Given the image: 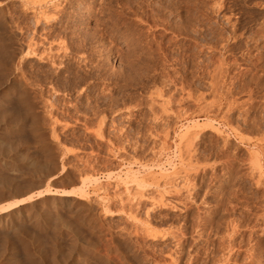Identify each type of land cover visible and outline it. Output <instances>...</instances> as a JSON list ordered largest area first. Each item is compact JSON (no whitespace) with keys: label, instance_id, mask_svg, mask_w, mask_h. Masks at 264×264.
<instances>
[{"label":"rangeland","instance_id":"rangeland-1","mask_svg":"<svg viewBox=\"0 0 264 264\" xmlns=\"http://www.w3.org/2000/svg\"><path fill=\"white\" fill-rule=\"evenodd\" d=\"M71 1L0 0V201L29 229L0 227V264H219L206 217L261 194L223 113L264 103V0Z\"/></svg>","mask_w":264,"mask_h":264},{"label":"bare ground","instance_id":"bare-ground-1","mask_svg":"<svg viewBox=\"0 0 264 264\" xmlns=\"http://www.w3.org/2000/svg\"><path fill=\"white\" fill-rule=\"evenodd\" d=\"M49 1V0H48ZM52 1V0H51ZM57 1V0H56ZM67 1V0H66ZM71 1V0H70ZM81 1V0H80ZM60 3V2H59ZM71 5H75V4H78V1L77 0H72L71 2ZM219 3V2H218ZM55 4V3H54ZM220 4V3H219ZM56 5V4H55ZM71 5H70V7H71ZM73 5V6H74ZM56 6H58V2H57V5ZM72 6V7H73ZM55 7V6H54ZM59 7V6H58ZM58 7H55V8H58ZM56 10V9H55ZM57 11V10H56ZM54 13V12H53ZM45 14V13H44ZM52 14V13H51ZM62 14V13H61ZM38 15V14H37ZM39 16V15H38ZM43 16H45V15H43ZM46 16H48V15H46ZM52 16V15H51ZM49 17V16H48ZM38 19V18H37ZM47 19V18H46ZM49 19H50V17H49ZM53 19V18H52ZM44 20V19H43ZM57 20V19H56ZM38 21V20H37ZM47 21V20H46ZM44 22V21H43ZM54 22V21H53ZM24 28V27H23ZM66 29V28H65ZM37 30V29H36ZM59 30V29H58ZM70 30V29H69ZM75 30V29H74ZM21 31V30H20ZM86 31V30H85ZM50 32V31H49ZM58 33V32H57ZM81 33V32H80ZM73 34H75V33H73ZM59 35V34H58ZM49 36H51V35H49ZM53 36H55V35H53ZM69 36V35H68ZM33 37V36H32ZM80 37V36H79ZM31 38V37H30ZM33 39V38H32ZM48 39V38H47ZM56 39V38H55ZM61 39H59V41H60ZM77 40V39H76ZM58 41V40H57ZM69 41V40H68ZM80 41V40H79ZM53 42V41H52ZM51 42V43H52ZM65 42V41H64ZM72 43V42H71ZM79 43V42H78ZM27 44V43H26ZM29 45V44H28ZM224 45V44H223ZM30 46H32V45H30ZM29 46V47H30ZM60 46V45H59ZM62 46V45H61ZM93 46V45H92ZM26 47V46H25ZM28 47V46H27ZM33 47V46H32ZM32 47H31V49H32ZM63 47V46H62ZM84 47V46H83ZM237 47V46H236ZM50 48V47H49ZM56 48V47H55ZM21 49V48H20ZM31 49L30 48H27L26 49V51L24 50V52H25V54L24 55H29L30 53L33 55V52L34 51H31ZM63 49V48H62ZM66 49V48H65ZM77 49V48H76ZM33 50V49H32ZM36 50V49H35ZM55 50V49H54ZM37 51V50H36ZM47 51V50H46ZM56 51V50H55ZM65 51V50H64ZM63 51V52H64ZM42 52V51H41ZM228 52V51H227ZM43 53V52H42ZM50 53V52H49ZM59 53V52H58ZM30 54V55H31ZM46 54V53H45ZM55 54V53H54ZM57 54V53H56ZM63 54V53H62ZM82 54V53H81ZM35 55H36V53H35ZM43 55V54H42ZM47 55V54H46ZM57 56V55H56ZM48 57V56H47ZM52 57V56H51ZM50 57V58H51ZM55 57V56H54ZM58 57V56H57ZM78 57V56H77ZM49 58V57H48ZM60 58V57H59ZM80 58V57H79ZM82 58V57H81ZM56 59V58H55ZM229 59V58H228ZM22 60V59H21ZM61 60V59H60ZM218 60V59H217ZM221 60V59H220ZM246 60V59H245ZM249 60V59H248ZM57 61H59V60H57ZM223 61V60H222ZM228 61V60H227ZM49 62V61H48ZM82 62V61H81ZM84 62V61H83ZM105 62V61H104ZM22 63V62H21ZM60 63V62H59ZM217 63H218V61H217ZM260 63V62H259ZM53 64V63H52ZM220 65V64H219ZM224 65V64H223ZM222 65V66H223ZM255 65H256V63H255ZM93 66V65H92ZM95 66H96V64H95ZM94 66V67H95ZM229 66V65H228ZM251 66H253V65H251ZM19 67V66H18ZM97 67V66H96ZM95 67V68H96ZM103 67V66H102ZM221 67V66H220ZM19 68H21V67H19ZM78 68V67H77ZM101 68V67H100ZM248 68V67H247ZM251 68V67H250ZM256 68V67H255ZM24 69H26V68H24ZM23 69V70H24ZM81 69V68H80ZM96 69H98V68H96ZM259 69V68H258ZM260 69H262V68H260ZM19 70V69H18ZM21 70V72H22V74H20V76L22 75V77H23V75L25 74V72H27V71H25L24 72V74H23V70L22 69H20ZM27 70V69H26ZM89 70V69H88ZM17 71V70H16ZM30 71V70H29ZM213 71V70H212ZM15 72V71H14ZM20 72V71H19ZM77 72V71H76ZM94 72V71H93ZM214 72V71H213ZM18 73V72H17ZM91 73V72H90ZM216 73V72H215ZM227 73V72H226ZM233 73V72H232ZM236 73V72H235ZM4 74V73H3ZM32 74V73H31ZM76 74V73H75ZM249 74V73H248ZM27 75V74H26ZM83 75V74H82ZM81 75V76H82ZM111 75V74H110ZM245 75V74H244ZM260 75V74H259ZM17 76V75H16ZM19 76V73H18V77H20ZM51 76V75H50ZM219 76H220V74H219ZM22 77H21V79H22ZM24 77H26L25 75H24ZM24 77H23V80H24V82L26 81L25 79L27 78H25L24 79ZM29 77V76H28ZM35 77V76H34ZM58 77V76H57ZM213 77V76H212ZM216 77V76H215ZM262 77V76H261ZM31 78V77H30ZM33 78V77H32ZM80 78H83V77H80ZM92 78V77H91ZM214 78V77H213ZM240 78V77H239ZM264 79V78H263ZM3 80V79H2ZM6 80V79H5ZM8 80V79H7ZM89 80V79H88ZM213 80V79H212ZM215 80V79H214ZM219 80V79H218ZM239 80V79H238ZM251 80H252V78H251ZM50 81V80H49ZM53 81V80H52ZM72 81H73V79H72ZM71 81V82H72ZM234 81V80H233ZM262 81V80H261ZM3 81H1V83H2ZM24 82H22V83H24ZM27 83L28 82H30L29 80H27L26 81ZM25 82V83H26ZM38 82V81H37ZM51 82V81H50ZM74 82V81H73ZM10 83H12V82H10ZM10 83H8V84H10ZM13 83H15V82H13ZM26 83V84H27ZM31 83H32V80H31ZM33 83H35V82H33ZM62 83V82H61ZM80 83V82H79ZM214 83H216V82H214ZM217 83H218V81H217ZM256 83V82H255ZM86 84V83H85ZM212 84V83H211ZM235 84V83H234ZM14 85V84H13ZM25 85V84H24ZM30 85V84H29ZM213 85V84H212ZM261 85V84H260ZM26 86V85H25ZM233 86V85H232ZM243 86V85H242ZM256 86V85H255ZM6 87L7 86H5V84H1L0 85V99L1 98H3L7 93V89H6ZM27 87V86H26ZM30 87V86H29ZM216 87V86H215ZM259 87V86H258ZM263 87V91H264V85L262 86ZM14 88V87H13ZM24 88V87H23ZM43 88V87H42ZM59 88V87H58ZM247 88V87H246ZM28 89V88H27ZM34 89V88H33ZM23 90V89H22ZM214 90H216V88L214 89ZM243 90V89H242ZM245 90V89H244ZM260 90V89H259ZM9 91H11V90H9ZM8 91V92H9ZM17 91V90H16ZM30 91V90H29ZM31 91H34V90H31ZM46 91V90H45ZM225 91V90H224ZM230 91V90H229ZM258 91V90H257ZM233 92V91H232ZM254 93H255V95H257L258 96V94L255 92V89H254V91H253ZM253 92H251V93H253ZM260 92V91H259ZM10 93V92H9ZM8 93V94H9ZM20 93V92H19ZM23 93V92H22ZM230 93V92H229ZM228 93V94H229ZM242 93V92H241ZM251 93H250V95H251ZM7 94V95H8ZM13 94V93H12ZM24 94V93H23ZM38 94V93H37ZM216 94V93H215ZM227 94V93H226ZM245 94H247V93H245ZM249 94V93H248ZM260 94V93H259ZM262 94V95H261ZM261 94H260V96H262V97H264L263 96V93L261 92ZM219 95V94H218ZM224 95V94H223ZM230 95V94H229ZM254 95V96H255ZM22 97H23V95H21ZM20 96V98L19 99H21L22 97ZM216 96V95H215ZM233 96V95H232ZM232 96H231V98H232ZM235 96H237V95H235ZM239 96V95H238ZM248 96V95H247ZM260 96H258V97H260ZM6 97V96H5ZM3 98L5 101H7L6 99L9 97V95H8V97L7 98ZM13 97V96H12ZM15 97V96H14ZM24 97H25V94H24ZM216 97H218V96H216ZM240 97V96H239ZM18 98V97H17ZM28 98V97H27ZM215 98V97H214ZM226 98V97H225ZM253 98V97H252ZM251 98V99H252ZM15 99V98H14ZM44 99V98H43ZM218 99H220V98H218ZM241 99V98H240ZM248 101L250 102L251 100H250V97L248 96ZM246 99V100H247ZM254 99H255V97H254ZM261 99V98H260ZM27 100V99H26ZM231 100V99H230ZM244 101H245V99H243ZM262 100H263V98H262ZM261 100V101H262ZM5 101H4V103H5ZM41 101H42V99H41ZM44 101V100H43ZM214 101H215V99H214ZM213 101V102H214ZM216 101H217V99H216ZM215 101V102H216ZM228 101H229V99H228ZM226 102L227 103V105H226V107H227V110H226V112H224L223 114H225L224 115V121H226L227 123H228V126H229V129L228 130H230V134H232L234 137H235V139H238V141H240V142H242V144H246L247 145V147H248V149H247V154H245V158H244V160L243 159H241V161H242V163L244 162V163H246V165L248 166V171L250 172H248L249 174H251V176L253 177L252 179H254V184L252 185V186H254L255 187V190H253V192L252 193H249V194H253L254 192H255V194L257 193V192H260L259 194H260V196L258 197V196H254V194L252 195V197L254 198V197H258V198H255L257 201L255 202V201H252L253 200V198H252V200H248L247 198H245V196L244 195H241V194H243L242 192V189L241 188H234V186H232L233 184L231 183L229 186V196H228V202H229V207H228V209L227 210H225L226 211V219L225 220H223L224 221V223H223V228L221 227V221H218V219L216 220V219H214L213 217H211L212 215H214V213L211 215H209L211 218H207L206 217V223H204V225H205V234L203 233V231L201 232V233H203V235L201 234V236H203V240H204V238L206 237L207 239H205V240H207V243H211V242H214V241H216V240H214V238H215V236H217L216 234L218 233V232H220V234L219 235H221V236H217V239H218V237H219V239H218V243L220 244V245H222L223 246V249H224V247L226 248V251H227V253H226V251H225V249L223 250V251H225L224 252V254L226 253V256L224 255V258H222V259H220L219 257H221V255L223 254H221L219 257H218V259L217 260H215L216 259V257L214 258L213 257V255H209L208 253H209V251L210 250H208V253L206 254L207 256L209 255V256H211L212 257V259L214 258V260H212V262L213 261H216V262H219V264H237V263H246V264H264V115H260V113H264V109H263V112H260L261 110H260V108H263L264 106H262L261 104L263 103H260V104H256L255 102H251V103H249L248 101V104H246V102H245V104L246 105H244V106H242L241 105V107L240 106H233V103L235 102V100H231V105H230V101L229 102ZM237 101H239V100H237ZM243 101V102H244ZM255 101V100H254ZM218 102V101H217ZM216 102V103H217ZM241 102V101H240ZM2 103V102H1ZM4 103H2V104H0V105H2L3 106V104ZM47 103V102H46ZM229 103V104H228ZM236 103H239V102H236ZM259 103V102H258ZM6 104V103H5ZM218 104V103H217ZM244 104V103H243ZM264 104V103H263ZM11 105V104H10ZM213 105V104H212ZM225 105V104H224ZM228 105H229V107H228ZM2 106H0V107H2ZM3 108H5V107H3ZM10 108V107H9ZM224 109V108H223ZM239 110L240 109V111H239V113H238V115H244V118H243V120H242V118H241V120H242V122H239L238 123V120H237V118H236V110ZM215 110V109H214ZM5 111V110H4ZM213 111V110H212ZM2 112H3V110H2ZM1 112V114H4L5 112H3L2 113ZM7 112H9V111H7ZM27 112V111H26ZM6 114V113H5ZM49 115V114H48ZM5 116V115H4ZM3 116V117H4ZM222 116V115H221ZM1 117H2V115H1ZM221 118V117H220ZM240 118V117H239ZM7 119V118H6ZM223 119V118H222ZM1 121H2V123L4 122L3 120L4 119H0ZM19 120H20V118H19ZM220 120V119H219ZM22 122H23V120H22ZM14 124V123H13ZM8 125V124H7ZM9 125H10V123H9ZM15 125V124H14ZM227 126V127H228ZM14 127V126H13ZM8 130V129H7ZM215 131H216V129H214ZM219 132V131H218ZM219 133H221V131L219 132ZM247 133H248V135L250 134V135H252V136H254V137H251V136H248L247 135ZM221 136V135H220ZM229 136V135H228ZM2 137V136H1ZM226 139V138H225ZM0 140L1 141H3L1 138H0ZM0 141V142H1ZM3 143H4V141H3ZM2 142H1V144L4 146V144H3ZM1 145V146H2ZM9 145V144H8ZM8 145L6 146V143H5V146H6V148L8 147ZM235 145V144H234ZM0 146V147H1ZM3 146L0 148V155H1V152L3 153L4 151V153H6L7 152V150L4 148L3 149ZM9 148V147H8ZM233 149V148H232ZM3 153V154H4ZM234 153V152H233ZM10 154V153H9ZM238 154V153H237ZM21 156V155H20ZM238 157V156H237ZM240 157V156H239ZM18 158V157H17ZM22 158V157H21ZM235 157H233L232 159H234ZM241 158V157H240ZM230 160V162H229V170H228V173H229V178H230V180H233L234 178H235V173H237L236 171H235V167H234V163H235V161L234 160ZM236 159V158H235ZM25 160V159H24ZM30 160V159H29ZM34 161V160H33ZM27 162H29L28 161V159H27ZM26 162V163H27ZM240 162V161H239ZM31 163H32V160H31ZM34 163V162H33ZM41 163V162H40ZM243 163V165L245 166V164ZM29 164H30V162H29ZM35 165V164H34ZM38 166H36V168H38L39 166H41V165H43V164H41V165H39V163L37 164ZM45 165V164H44ZM241 165V164H240ZM242 165V166H243ZM31 166H32V164H31ZM237 166H239V165H237ZM247 166H245V168L247 167ZM33 167V166H32ZM43 167V166H42ZM241 167V166H240ZM35 168V167H34ZM239 168V167H238ZM237 168V169H238ZM39 169V168H38ZM247 170V169H246ZM240 171V170H239ZM255 171V172H254ZM130 171H128V172H126V176L128 177L129 176V174H130V176H131V178H133V181L135 180V182L137 183L138 181V174H135V173H129ZM241 172V171H240ZM240 172H238V173H240ZM243 173H241V175H242ZM246 174V173H245ZM248 174V175H249ZM140 176V175H139ZM237 176V175H236ZM251 176H249V177H251ZM243 177V176H242ZM239 178H240V176H239ZM236 179V178H235ZM251 179V180H252ZM139 181H143V179L142 180H140L139 179ZM234 181V180H233ZM250 181V180H249ZM0 182H2V181H0ZM146 182V181H145ZM139 183V185H141L142 183H144V182H138ZM239 183V182H238ZM244 183V182H243ZM1 184H3V183H1ZM251 184V183H250ZM4 186V185H3ZM10 186V185H9ZM250 186V185H249ZM5 188H7V190H8V188H9V190H10V192L12 193V194H14L15 196L17 195V194H20L21 193V195H22V192H20V191H18V190H16V189H14V187L12 188V187H7L6 185L4 186ZM243 189H244V187H242ZM251 190H252V188H251ZM250 190V191H251ZM48 192V191H47ZM10 193V194H11ZM24 193V192H23ZM40 193H42V191L40 192ZM72 193H71V191H69V190H62L61 192H59L57 195H60V196H62V197H65V196H69V195H71ZM228 194V193H227ZM258 194V193H257ZM237 195H241V196H237ZM247 196V195H246ZM249 196V195H248ZM27 199H30L31 198V196L29 195L28 197H26ZM251 198V197H250ZM260 198V199H259ZM25 198H22V199H20L19 201H25L24 200ZM259 199V200H258ZM252 201V202H254V203H250V204H248V201ZM17 201V200H16ZM18 201V202H19ZM3 203H5V202H3ZM9 203V202H8ZM17 203V202H16ZM16 203H14V204H16ZM227 204V203H226ZM12 206L13 205V203L12 204H7L6 203V206H4L2 203H1V201H0V210H1V212H0V227L1 228H3V229H6L7 230V232L9 233H11V234H21V233H25L26 231H25V229L27 228L26 226H24V223L23 222H18V221H16L17 220V218H16V220H15V218H13V216L11 215V214H9V213H6V211L7 210H9V209H7V208H9V206ZM10 206V207H11ZM12 207H14V205L12 206ZM214 208V207H213ZM225 208H226V206H225ZM238 208V210L239 211H237L236 209ZM7 209V210H6ZM223 209V208H222ZM211 211V210H210ZM12 212V211H11ZM10 212V213H11ZM14 212V211H13ZM14 213H16V212H14ZM216 213V212H215ZM13 214V213H12ZM17 214V213H16ZM209 214V213H208ZM207 214V215H208ZM224 215V214H223ZM224 215V216H225ZM199 217V216H198ZM201 218V217H200ZM225 218V217H224ZM196 219V218H195ZM221 218H219V220H220ZM19 220V219H18ZM222 220V219H221ZM24 221V220H23ZM199 221V220H198ZM202 221V219L200 220V229H201V223H203V222H205V218L203 217V222H201ZM198 224H199V222H198ZM26 227V228H25ZM203 227V226H202ZM218 228H222L223 230H224V232H225V234H221V231H218ZM204 229V227L202 228V230ZM26 230H29V229H26ZM220 230V229H219ZM2 231V230H1ZM4 231V230H3ZM25 231V232H24ZM186 234V233H185ZM184 234V236H186ZM182 235H183V232H182ZM196 235V234H195ZM212 235H214V238H211V237H213ZM196 237H197V235H196ZM196 237H194L193 239H195V240H198V238H196ZM201 239V240H202ZM195 240H193V241H195ZM199 241V240H198ZM181 242V241H180ZM206 241H204L203 243H205ZM184 243V242H183ZM182 243V244H183ZM195 243V242H194ZM198 244V243H197ZM202 244V243H201ZM204 245V244H203ZM209 244H206V246H208ZM183 246H185V245H183ZM210 246H211V244H210ZM210 246H209V249H213L212 248V246L214 247V244H212V246H211V248H210ZM222 246L219 248V245H217V247L219 248V249H221L222 248ZM216 247V246H215ZM215 247H214V249L213 250H215ZM207 248V247H206ZM205 248V249H206ZM217 249V248H216ZM184 250V249H183ZM218 250V249H217ZM222 250V249H221ZM219 251V250H218ZM213 252V251H212ZM211 252V253H212ZM206 253V252H205ZM217 253V252H216ZM216 253H214L213 252V254L215 255ZM206 256V257H207ZM187 259V258H186ZM210 260V259H209ZM210 263H211V261H209ZM215 263V262H214ZM193 264V263H192ZM211 264H213V263H211ZM218 264V263H217Z\"/></svg>","mask_w":264,"mask_h":264}]
</instances>
